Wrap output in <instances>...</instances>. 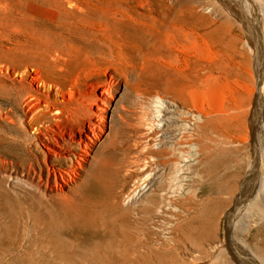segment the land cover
I'll list each match as a JSON object with an SVG mask.
<instances>
[{
	"label": "bare ground",
	"instance_id": "obj_1",
	"mask_svg": "<svg viewBox=\"0 0 264 264\" xmlns=\"http://www.w3.org/2000/svg\"><path fill=\"white\" fill-rule=\"evenodd\" d=\"M0 5V263L143 264L157 249L166 259L167 247L149 235L152 215L161 217L167 242L178 240L176 231L201 220L199 205L213 192L206 165L227 161L230 144L247 141L230 130L247 132L255 119L259 97L250 90L258 79L251 63L244 69L230 55L243 56L245 43L255 71L263 61L264 0L234 8L241 31L226 17L202 16L200 7L210 4L201 0H141L140 10L123 0ZM202 36L216 42L217 58L191 74L179 100L149 87L152 49L182 50L187 40L190 50L206 54ZM230 73L250 87L232 107L222 90ZM255 167L235 202L259 197L264 208V175ZM232 215L225 212L229 221ZM205 229L214 236L211 224ZM263 230L255 235L261 248ZM226 245L238 264H259L261 255L230 236Z\"/></svg>",
	"mask_w": 264,
	"mask_h": 264
},
{
	"label": "rangeland",
	"instance_id": "obj_2",
	"mask_svg": "<svg viewBox=\"0 0 264 264\" xmlns=\"http://www.w3.org/2000/svg\"><path fill=\"white\" fill-rule=\"evenodd\" d=\"M123 1L127 2L128 5H132L133 9H138V10L141 9V6L139 5L141 3V0H123ZM240 1L242 0H201L202 4L204 6L206 5L205 7H207L210 4V8L200 7L199 12H201L202 16L204 17L210 16L212 17V19H215V20L220 19V18L224 19L226 17L225 20H228L230 22V25H234V29L236 31H241V27L243 26L242 21H240L241 19L236 16V13H233L235 12V9H236L235 7L239 6ZM0 3H1V0H0ZM1 6L2 5H0V17H2L1 15L5 13V9L3 8V6L2 7ZM228 9H230V12ZM210 11L211 12L213 11V13H211ZM1 19L2 18H0V20ZM261 19L264 21V17H261ZM2 22L3 20H1L0 25L2 24ZM3 23H5V20ZM209 39L211 38L209 37L206 38L205 36L204 37L202 36L200 38L202 45L207 41V43H205L207 45L205 44L203 45L206 51V54L202 52L201 54H199L197 52L190 50L188 46L189 41L187 40H186L187 43L185 40L181 41V43H183L182 48H181L183 51L180 50V48L175 49L174 51H166V50L161 49L159 52L156 51L155 49H152V51H150L152 56L150 57L149 62H147L146 64L147 67L145 70V72L147 71L145 74L151 72L152 75H150V77L153 76L151 77V81H150L153 84H151L149 87L153 86L152 88L154 89L155 87V89L158 90L161 94L167 95V96L173 97L174 99L179 100V98L182 97V93H183L182 88H185V86L189 87L191 83L190 78L193 79V77H191V74L193 73V75L195 76V73L197 72L199 73L204 72L203 70L204 65L208 64V62L210 63V62L215 61L217 58V55L214 56V51L217 47L216 46L217 44L216 42L215 44H213L214 40L212 41V39L211 40ZM129 41H134V39H131ZM210 42L214 46L211 45ZM129 46H130V43H128L127 48ZM183 46H186V47L188 46V47L186 48ZM207 49L209 50L208 52L209 55L207 54ZM238 49H239V53L244 54V55L243 56H241L240 54L233 55V56L230 55L231 57L230 60L232 59L231 61L234 60V62H237V61L240 62L241 60H243L241 61L243 63H240V64L242 68L245 67L244 69H246V67L249 66V63H251L250 66L252 65L251 67L255 75V78L256 80L258 79L257 87H253V89L250 90L253 93V98L254 96H257V95L259 97V100H257V109L255 113L256 114L255 119L252 120V122L247 121L246 123L247 132L241 131V130L239 131L230 130V134L233 135L234 138L239 137L240 140L242 138H247V141L243 144H237V146L236 144H233V145L230 144V157L227 161L225 160L223 161V157L221 158L216 157V159L213 162L206 165L205 168L210 173L212 172L211 181L215 182L213 192L211 193V195L209 194H208L209 196L207 195V198L209 197V200L207 202L206 201L203 202V200L200 199L203 202L199 205L200 207L199 213H200L201 220L200 221L197 220L195 222L194 220H191L193 222H190V225L189 227H187V229L185 230L178 229V231H176L178 240L173 241V243L167 242V240L163 237L162 232H161L162 231L161 217L159 218L158 216L156 217V215L155 216L152 215V218L153 217L155 218H153L152 220H149L150 238L151 240H153V242L160 241L162 244V248L167 247L166 249H168V252L165 254L167 255L166 259H163L160 256L158 257L157 255L158 249L154 250L156 255L155 254L152 255L151 259H149L148 262L143 263V264H206V263L207 264H235L236 260L232 258V256H229L230 251L227 250L228 246L226 245V243H227V238H229V236H230V239L233 240L234 242H237L238 244L242 246L244 245V247L247 250L251 251L255 256L257 254L261 255V257L259 258V264H262V263L264 264V255H262V253L264 254V248H261L260 242L258 240H255L256 239L255 235L257 231L261 227L264 228L263 204L259 202L260 201L258 199L259 197L258 198L255 197L253 198L251 203L249 204L245 203L246 205L245 204L240 205L235 202V197H234V195L240 190L243 182L245 181L247 177V172L248 170H250L251 166L253 167L256 165L255 167L256 171L264 175V72H263L264 71V57H263V61L262 59L259 60L260 64L257 61V68L255 71L254 66H253L254 58L251 55L252 53L250 52L248 45L245 43L240 44ZM178 50L179 52H177ZM205 51L203 50V52ZM210 51L212 52V54ZM240 57H242V59H240ZM198 63L202 65H198ZM194 67H196L198 70ZM256 72H258L259 74H257ZM148 75L146 77H149ZM231 75L234 77V78L232 77L233 79L228 78L229 75L228 76L226 75V77L223 76L224 77L223 83L224 81L225 83L223 84L224 86L222 90L226 98L230 100V106L232 107L235 104H239L243 102V95L245 94L246 91L250 89V87H245V89L244 87H241V85L245 82L243 81L245 80L243 75L236 74V73H230V77ZM186 77H189V79ZM242 77H243V80H242ZM148 79L150 80V78ZM237 80L238 82H241L239 83V85L241 84L240 86L236 84ZM79 86L82 87L81 84ZM179 88L180 90H178ZM186 102L190 104L189 101H186ZM127 108L131 109L129 105H127ZM137 110L139 111V109ZM127 120L129 121L134 120V115L131 113L130 114L128 113ZM116 124L120 127V125L118 124V121L116 122ZM253 124L255 125L253 126ZM2 141H3V137L1 136L0 137V151L2 150V144H1ZM229 173H230V188L225 185V182L228 179L227 174ZM260 189L264 190V186L263 187L260 186ZM201 194H203V190L199 188L198 195L200 196ZM199 198L200 197H198V199ZM200 200L199 202H201ZM214 200H216V202H214ZM228 209L232 210L233 212V215H232L233 219L231 221H229L225 216V212ZM164 219L169 220L170 217L167 215V216H164ZM210 224L214 228V232H215L214 236L213 235L210 236V234L206 235V229L203 230V226L206 227ZM215 244L217 245V247L219 246V248H217L216 251L213 250V248H216ZM161 251L163 250H159V252ZM236 264L238 263L236 262Z\"/></svg>",
	"mask_w": 264,
	"mask_h": 264
}]
</instances>
